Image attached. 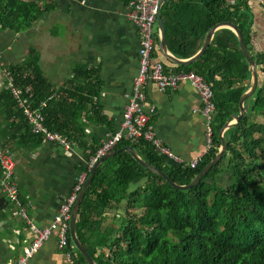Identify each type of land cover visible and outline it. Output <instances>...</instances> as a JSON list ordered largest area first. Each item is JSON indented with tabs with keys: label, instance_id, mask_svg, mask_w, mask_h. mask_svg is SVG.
Here are the masks:
<instances>
[{
	"label": "trees",
	"instance_id": "16d2710c",
	"mask_svg": "<svg viewBox=\"0 0 264 264\" xmlns=\"http://www.w3.org/2000/svg\"><path fill=\"white\" fill-rule=\"evenodd\" d=\"M56 7L57 0H0V30L24 32ZM258 14H264V0H165L161 5L166 46L178 58L195 54L215 23L235 24L256 62L258 85L245 101L250 107L240 121L224 130L226 150L221 159L192 187L171 186L123 149L103 160L76 218L77 236L97 264H264V46L253 42ZM27 53L22 62L4 67L7 85L0 91V147L14 152L13 142L44 140L43 134L32 132L13 96L11 77L21 96L41 109L44 125L89 150L90 161L102 142L87 140V123L82 119L106 121L98 100L103 87L100 66L76 65L66 84L55 88L40 65L38 49L30 46ZM170 70L193 71L212 90L211 135L205 152L189 166L166 162L144 140L121 139L114 148L132 145L144 161L174 182L187 184L217 152L218 132L238 113L239 98L251 85V72L236 34L228 27L214 31L196 60L175 63ZM224 160L233 179L218 186L214 177ZM83 170L88 176V164ZM2 177L0 164V184ZM65 250L74 264H89L70 231Z\"/></svg>",
	"mask_w": 264,
	"mask_h": 264
},
{
	"label": "crops",
	"instance_id": "0c3cea01",
	"mask_svg": "<svg viewBox=\"0 0 264 264\" xmlns=\"http://www.w3.org/2000/svg\"><path fill=\"white\" fill-rule=\"evenodd\" d=\"M51 22H54V34L51 32L53 25L47 26ZM43 25L54 38V58H41L40 64L45 61L43 65L53 71L55 88L66 84L76 65L100 66L103 87L98 100L106 121L87 122L82 119L87 123V140L100 144L114 132H124L123 115L126 105L134 97L133 81L137 74L140 46L139 31L129 17L126 0H57L54 11L26 31L0 30V91L7 85L4 67L16 63L12 60L18 56L16 53L21 51V47L24 54L28 51L30 45L24 42V38L27 35L38 36L45 28ZM154 28L158 31L156 24ZM259 29L262 27L255 25L257 32L253 42L260 46L264 42L260 34L264 35V32ZM34 46L40 53V45L34 43ZM167 52L174 56L168 49ZM151 57L167 70L175 66L162 55L158 45H155ZM144 90L145 111L150 112L151 106L154 108L149 121L155 134L184 164L201 156L209 144L197 89L188 80H182L174 90H161L152 82H147ZM1 107L0 103V112ZM11 146L19 196L38 227L50 225L60 214L77 178L84 172L89 150L76 142L69 141L64 145L46 139L40 143L13 142ZM163 158L172 163L170 159ZM222 167L219 173L229 170ZM35 236L32 228L18 214L16 205L0 188V264H16ZM26 264H70V259L58 246L56 230Z\"/></svg>",
	"mask_w": 264,
	"mask_h": 264
},
{
	"label": "built area",
	"instance_id": "2783aa9c",
	"mask_svg": "<svg viewBox=\"0 0 264 264\" xmlns=\"http://www.w3.org/2000/svg\"><path fill=\"white\" fill-rule=\"evenodd\" d=\"M158 0H130L129 17L137 26L139 31L140 46L138 51V69L134 76L133 90L134 97L126 105L123 115V128L125 131L114 132L107 140L102 141L96 154L91 157L88 162L89 171L95 162L106 152L113 149L117 142L126 139L132 143L144 140L150 143L154 150L162 157H166L177 164H182V160L174 155L171 150L162 142L155 134L153 126L149 121L151 113L154 111L153 106L150 112L145 111V90L144 86L147 82L154 83L161 90H174L182 80H188L198 91L201 99L200 111L205 120V136L207 144L210 143L211 128L209 125L210 116L213 110L212 90L204 79L193 71L172 72L167 70L159 61H153L151 53L155 47V34L158 31L154 28L156 24V7ZM13 96L17 99L19 105L23 108L25 116L31 126V130L37 134H43L46 140L57 141L67 145L68 139L58 132L50 131L45 125V116L40 108L33 107L26 98L21 96L22 92L19 88L10 84ZM209 146V145H208ZM1 148V147H0ZM200 156L190 161L187 165L194 166ZM0 164L3 169V177L1 178L2 191L7 199L16 205L18 214L35 232V238L24 248V255L16 264H26L27 261L35 254L43 242L57 231L58 246L62 249L70 259V264H74L70 252H66L68 245L69 222L71 219V211L77 200L78 193L87 177V172H82L78 177L70 196L65 200L61 207V212L53 223L44 227H38L32 217L27 212L26 205L19 196V185L15 177V158L14 152L9 149H0Z\"/></svg>",
	"mask_w": 264,
	"mask_h": 264
},
{
	"label": "water",
	"instance_id": "95a60500",
	"mask_svg": "<svg viewBox=\"0 0 264 264\" xmlns=\"http://www.w3.org/2000/svg\"><path fill=\"white\" fill-rule=\"evenodd\" d=\"M165 0H158L157 3V7H156V25L158 27V48L161 51L162 55L176 63L179 65H188L191 62H193L194 60H196L198 57H200L202 55V53L204 52V50L206 49V47L208 46L211 37L214 33V31L220 27H228L230 29L233 30V32L236 34L237 39H238V44L240 47V50L242 52V54L245 57V60L248 62L249 68H250V72H251V85L250 87L240 96L239 101H238V113L236 114H232L231 117L229 119H227L224 124L222 125V127L220 128L219 132H218V136L220 138V146L217 150V152L215 153L214 157L211 158L203 167L202 169L194 176V178L187 184H178L176 182H174L173 180L170 179L169 176H167L161 169L149 164L148 162L144 161L135 151L134 146L132 145H127L124 148H113L111 150H109L108 152H106L105 154H103L93 165V167L90 170L89 175L86 177L82 188L80 190V192L78 193V197L77 200L72 208L71 211V219L69 222V231H70V235H71V239L74 243V245L78 248V250L81 252V254L85 257V259L87 260V262L89 264H97L95 262V260L92 258V256L89 254L88 250L84 247V245L82 244V242L80 241V239L77 236V232H76V218H77V212L79 209V205L80 202L86 192V189L89 186V183L91 181V179L93 178V175L95 173V170L97 169V167L103 162L104 159L116 154L117 152L123 150H126L128 152H130L132 154V156L134 157V159L141 164L143 167H145L146 169L150 170L151 172H154L155 174L163 177L166 181H168L170 183L171 186L178 188V189H186L189 187H192L193 185H195L200 178L217 162L221 159L224 151L226 150V142H225V138L223 137V132L224 130L231 128L233 126H235L240 119L243 117L244 113L246 112L247 109H249L250 104L249 103H245V101L255 92L257 85H258V77H257V66H256V62L255 60L251 57L249 51L247 50V47L245 45L243 36L241 34V31L239 30V28L231 23V22H227V21H221V22H217L214 25H212L204 38V41L201 45V47L199 48V50L193 54L192 56H190L189 58L186 59H178L174 56H172L171 54H169L167 52V46H166V40H165V30H164V25H163V21L160 15V8L161 5L163 4Z\"/></svg>",
	"mask_w": 264,
	"mask_h": 264
},
{
	"label": "rangeland",
	"instance_id": "374dc122",
	"mask_svg": "<svg viewBox=\"0 0 264 264\" xmlns=\"http://www.w3.org/2000/svg\"><path fill=\"white\" fill-rule=\"evenodd\" d=\"M252 3L253 2L251 1V4ZM52 25H53V28H52L51 32L54 34V22L49 23L47 26H52ZM43 26L45 28H44V30H42V32H39L38 36L27 35L24 38V42L28 43V45L33 46V47H36V46H34V43L40 45L39 47H40V54H41L42 60H43V58H45L46 60H50L51 58H54V38L49 35V30H47L46 25H43ZM257 27H262V29L261 30L259 29V31L261 33L264 32V14H261L257 18ZM260 38H264V35L260 34ZM263 41H264V39H263ZM261 46H264V42ZM27 54H28L27 52H25V54L22 52V47H21V51H17V53H16V55H18V56L16 58H14L12 61L16 62V63L22 62L26 58ZM43 63H45V61H43ZM43 63L40 65H42L44 67V68L43 67L42 68L44 69L45 75L47 77H49L50 81L54 85L53 71L46 68L43 65ZM223 166L226 168V160L223 161ZM214 179H215V183L218 186H226L232 181L233 176H232L230 170H228V171L226 170L223 173L217 174L214 177Z\"/></svg>",
	"mask_w": 264,
	"mask_h": 264
}]
</instances>
